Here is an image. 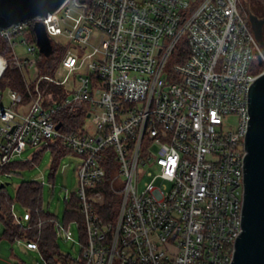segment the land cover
Listing matches in <instances>:
<instances>
[{
	"label": "built area",
	"instance_id": "2783aa9c",
	"mask_svg": "<svg viewBox=\"0 0 264 264\" xmlns=\"http://www.w3.org/2000/svg\"><path fill=\"white\" fill-rule=\"evenodd\" d=\"M239 3L67 0L37 19L53 47L56 37L68 40L52 73L42 72L48 57L36 20L0 28L11 47L0 52V81L15 67L26 84L25 92L0 84V168L28 145L53 142L83 160L82 253L71 264H232L249 93L264 72ZM72 5L78 17L68 23ZM17 43L29 44L34 57L20 58ZM68 117L81 119L75 131L65 130ZM231 117L235 127L227 125ZM105 207L115 211L104 214Z\"/></svg>",
	"mask_w": 264,
	"mask_h": 264
},
{
	"label": "rangeland",
	"instance_id": "374dc122",
	"mask_svg": "<svg viewBox=\"0 0 264 264\" xmlns=\"http://www.w3.org/2000/svg\"><path fill=\"white\" fill-rule=\"evenodd\" d=\"M72 6L73 10L67 20L68 23L75 22L78 17L79 9L74 5ZM239 6L242 14L248 19V22H250L249 14L251 13L264 17V3L261 0H240ZM100 38L101 34L97 31L94 32L91 38L92 44L97 46ZM54 40L64 47L68 43V40L63 37H56ZM91 50L92 47H88L86 53ZM14 51L20 58L34 57L29 44L17 43ZM256 62L252 65L253 69H262L263 66ZM31 74L32 76L34 75L33 68H31ZM73 79L76 80L74 75L70 80L73 81ZM66 88L69 90L73 89L70 82L66 84ZM9 98L10 93L6 90L4 92V101L8 102ZM88 124L91 125L89 120ZM227 125L235 127L236 118H229ZM42 148L43 145L41 144L34 146L28 145L26 150L16 155L12 160L13 162H27L33 158L34 154H38V159L32 165H26L17 169L16 173L12 176L1 174L0 184H7L5 189L13 203V211L17 219L20 220L21 224L28 225L30 219L29 211L17 200V188L24 181H38L43 187V208L47 212L55 215L62 226L67 224V231H61L57 239L61 253L78 259L82 253L81 227L77 221H66V199L70 201L71 197L78 192L79 169L83 160L74 152H69L65 156L58 158L51 148H46L41 152ZM53 166H56L55 171H53ZM148 180L149 178L147 177L143 182ZM142 187L143 184L141 189ZM0 264H43V260L35 244L24 240L12 241L4 237V227L0 223Z\"/></svg>",
	"mask_w": 264,
	"mask_h": 264
},
{
	"label": "water",
	"instance_id": "95a60500",
	"mask_svg": "<svg viewBox=\"0 0 264 264\" xmlns=\"http://www.w3.org/2000/svg\"><path fill=\"white\" fill-rule=\"evenodd\" d=\"M66 1L0 0V28L36 20L37 44L41 53L50 57L53 44L44 23L37 19L55 13ZM249 20L264 53V17L251 13ZM258 60L263 63L261 55ZM6 185L2 183L0 187ZM232 264H264V72L252 82L249 93L242 230L235 241Z\"/></svg>",
	"mask_w": 264,
	"mask_h": 264
},
{
	"label": "trees",
	"instance_id": "16d2710c",
	"mask_svg": "<svg viewBox=\"0 0 264 264\" xmlns=\"http://www.w3.org/2000/svg\"><path fill=\"white\" fill-rule=\"evenodd\" d=\"M264 3V0H261ZM53 54L45 59V64L42 67L43 73H52L58 64V60L61 57L65 47L62 45H54ZM11 47L6 39L0 37V52L9 54ZM1 86L4 89L12 88L20 92L26 91V84L23 79V75L19 69L10 67L3 79L0 81ZM55 93H59L61 87L53 86L51 88ZM67 127L66 131H75L81 121L80 118H66ZM51 148L56 157H62L72 152L68 147L61 142H53L48 146L42 148L41 152ZM40 153V152H38ZM38 154H34L33 158L27 162H13L0 168L1 174L12 176L16 173V170L26 165H32L37 162ZM56 170V166H53V171ZM0 187V223L4 227V237L9 238L12 241L24 240L26 242L35 244L42 257L45 258L48 264H71L72 256L61 253L57 239L61 232V224L55 215L47 212L43 208L42 200V185L35 180L24 181L17 188V200L29 211L30 219L28 225L21 224L20 220L16 218L13 211V203L9 198L6 189ZM66 208V221H77L80 224L81 230H83V215L80 212L77 204V196L74 194L70 201L67 200ZM104 214L110 211L114 212L115 209L111 207H105L102 209ZM67 229V224L64 225Z\"/></svg>",
	"mask_w": 264,
	"mask_h": 264
}]
</instances>
